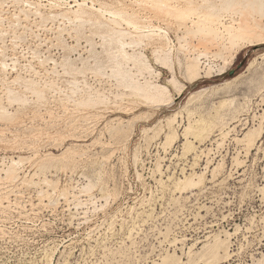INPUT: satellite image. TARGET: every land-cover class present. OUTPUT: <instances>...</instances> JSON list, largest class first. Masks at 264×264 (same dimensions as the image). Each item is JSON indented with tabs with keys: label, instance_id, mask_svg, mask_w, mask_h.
Instances as JSON below:
<instances>
[{
	"label": "rangeland",
	"instance_id": "374dc122",
	"mask_svg": "<svg viewBox=\"0 0 264 264\" xmlns=\"http://www.w3.org/2000/svg\"><path fill=\"white\" fill-rule=\"evenodd\" d=\"M223 2L0 0V107L6 106L3 110L8 111L7 117L12 121H0V264H171L174 259L177 261L172 264L179 263V259L184 261L181 264H264V118H261L264 88L259 91L264 85V32L253 38L254 42L238 40L239 53L226 64L236 23L243 17L237 8L244 4L234 2L229 7L232 9L236 4L237 8L233 10V6L229 11ZM214 9L216 17L212 18ZM134 25L142 30L156 29V33L145 36L148 30L144 34L140 29L136 31ZM227 25L233 28L231 32ZM209 26L217 30L214 36L217 34L219 38L207 39ZM202 30L207 33L204 35ZM121 31L127 37L122 38V33L119 36ZM139 33L144 35L143 39ZM118 38L125 42L132 40L131 43L139 41L126 45L127 50L137 55L144 53L138 56L146 55L162 74L157 78L155 71L152 76L144 72L140 73L142 77L132 63L122 62ZM154 49H161L163 57L164 54L171 57L179 80L187 84L186 90L182 96L173 90L175 99L169 105L130 104L134 96L121 82L122 77L116 76L123 67L132 69L142 83L147 75V80L162 83L171 76L167 64L165 67L156 62ZM224 50L228 52L222 53ZM200 52H207L202 55V62H210L217 68L225 66L227 71L193 83L185 80L180 62L190 54L199 56ZM254 57L259 58L258 65L228 84L245 72ZM244 63L247 64L242 66ZM36 87H40L39 93ZM202 88H207V92L200 101L186 106L190 94ZM37 93L41 96H36ZM118 93L122 97L114 96ZM228 99L234 100L233 104L222 102ZM92 102L100 105L95 107ZM79 103L87 105L82 108ZM233 107H237L241 118L247 117L248 129L236 123L229 137L221 139L217 134L222 125L215 127L213 140L209 138L201 146L213 150L207 149L208 156L203 154L195 168L198 174L206 172L205 182L194 190L175 191L169 176L181 177L184 166L191 172L193 155L183 154L184 129L190 120L200 117L219 120L221 116L233 128L235 120L231 118L236 110ZM176 113L173 124L180 136L171 149H166L163 143L168 119ZM120 116L127 120L122 123L124 128L134 127V131L131 128L130 134L127 130L125 133L129 135L122 134L124 137L119 134L116 137H120L119 141L112 139L115 137L113 133L110 136L112 128L110 132L107 128L110 120ZM261 121L262 137L248 153L245 145L233 138H242L252 125L259 127ZM130 123L133 124L129 126ZM160 128L164 131L159 132ZM68 146H73L72 150L80 147L77 156L68 154L63 160H55L54 165L49 162L46 167L40 166L41 169L35 162L37 159L40 162L42 155V163H46L44 154H60ZM71 157L78 161L71 162ZM207 157L212 160L209 162ZM236 157L242 165L236 163ZM11 159L25 162L16 165L20 170H16L14 179L5 173L13 163ZM159 162L163 174L157 169ZM218 240L227 249L222 245L217 254L211 252V245ZM207 251L210 253L205 254V259L203 254ZM214 255L218 257L213 261Z\"/></svg>",
	"mask_w": 264,
	"mask_h": 264
},
{
	"label": "bare ground",
	"instance_id": "6f19581e",
	"mask_svg": "<svg viewBox=\"0 0 264 264\" xmlns=\"http://www.w3.org/2000/svg\"><path fill=\"white\" fill-rule=\"evenodd\" d=\"M205 1V0H204ZM207 1V0H206ZM210 0H208V2H209ZM245 0H224V2H223V4L224 5H226L227 7H228V10H229V8L231 9V7H229V6H231L232 5V3H234V2H239V4L238 5H240V4H244L243 6H239L238 8L235 6V5H233L234 6V9H233V6H232V9L233 10H235V8H237L238 9V11H240V12H242L241 14H243V17H242V19L239 21V22H237L236 24H238V27L237 28H235L234 29V31L235 32H233L234 34H233V39H232V47H230L231 49H230V51H229V49H228V47H226L227 48V50L229 51V57L225 60V62H226V64H228V63H231L232 61H234L235 60V58H236V56H237V53H239V45H238V40H240V39H242V38H244V39H247V41L248 42H254L255 40H253V38H255L256 39V37H260V35H261V32H264V21H263V19H264V0H246L245 2H244ZM207 3V2H206ZM86 4V3H85ZM84 4V5H85ZM80 5V4H79ZM81 5H82V3H81ZM202 5V4H201ZM207 5V4H206ZM206 5H204V6H206ZM87 6V5H86ZM90 6V5H89ZM88 6V7H89ZM209 6V5H208ZM223 6V5H222ZM91 7L92 6H90V9H91ZM226 7V8H227ZM80 9H81V7H79ZM83 9H84V7H82ZM197 8H199V7H197ZM225 8V7H224ZM78 9V8H77ZM171 9V8H170ZM192 9H193V7H192ZM231 9V10H232ZM228 10H226V11H228ZM231 10H229V11H231ZM244 10V11H243ZM86 10H83V12H85ZM98 11H99V9H98ZM213 12H211V14H210V16H213L212 18H215L216 17V14H215V11H217V9L215 10H212ZM81 12H82V10H81ZM101 12V11H100ZM109 12V11H108ZM199 12V11H198ZM235 12V11H234ZM117 15H119V13L117 14ZM208 15H209V13H208ZM214 15H215V17H214ZM120 16V15H119ZM207 16V15H206ZM220 16V15H219ZM116 17V16H115ZM121 17V16H120ZM119 17V18H120ZM80 18H82V17H80ZM79 18V19H80ZM222 17L220 16V19H221ZM115 19H117V18H115ZM123 19V18H122ZM114 20V19H113ZM125 20V19H124ZM216 20V19H215ZM222 20V19H221ZM115 21V20H114ZM117 21V20H116ZM126 21V20H125ZM217 21H219V19H217ZM215 22V21H214ZM220 22V21H219ZM129 23V22H128ZM216 23V22H215ZM218 23V22H217ZM130 24V23H129ZM211 24H213V21H212V23ZM223 24V23H222ZM225 24V23H224ZM228 24V23H227ZM131 25V24H130ZM218 25V24H217ZM133 26V25H132ZM219 26V25H218ZM221 27V26H220ZM134 28L136 29V31H138V29H140V27L138 26V25H134ZM155 28H157V27H155ZM208 29V31H209V34H208V36L209 37H207V39L209 38V39H212V41H213V39L215 38H219V36L216 34L215 36H214V33L217 31V30H215L212 26H209V27H207ZM162 29V28H161ZM160 29V30H161ZM225 29V28H224ZM228 31H230L231 32V30H233V28L231 27V26H228L227 25V28H226ZM142 32H144V31H146V30H148V29H146V30H142V29H140ZM139 30V31H140ZM200 30V29H199ZM156 29H154V30H148V32H149V34H145V32H144V34H145V36H149V35H151V34H155L156 32ZM162 31V30H161ZM206 31V30H205ZM116 32V31H115ZM119 32V31H118ZM125 32V31H124ZM124 32L123 31H121L120 33H119V36H120V34H121V36L122 35H124ZM202 32L204 33V35L207 33V31H206V33L202 30ZM229 32V33H230ZM216 33H218V32H216ZM221 33V32H220ZM226 33V32H225ZM131 34V33H130ZM130 34H129V36H130ZM140 34V36H141V33H139ZM139 34H138V36H139ZM143 34V33H142ZM164 36H166L167 37V32H165V30H164ZM222 34V33H221ZM135 35V34H134ZM136 35H137V33H136ZM227 35V34H226ZM126 35H124V36H122V38L123 37H125ZM139 36V37H140ZM144 36V35H143ZM143 36H141L142 37V39H143ZM225 36V35H224ZM230 36H232V35H230ZM263 36V35H262ZM261 36V37H262ZM127 37V36H126ZM183 37V36H182ZM205 37V36H204ZM203 37V38H204ZM120 39V38H118V39H120L118 42H119V44H120V46H119V52H118V54H120V56H121V58H123V61L122 62H124L125 61V63L127 62V63H132L134 66L133 67H137L138 69V71H137V73H139L138 75H141V74H143L144 72H148L149 73V75H151L152 76V74L154 73L153 71H155L157 74H156V77L158 76V74H160L161 72L160 71H156L155 70V68L153 67V65L149 62V60L147 59V58H145V57H147L146 55L145 56H138V55H144V53L142 54V53H140V54H135V53H130L128 50H127V46L126 45H131L132 43H131V41L130 42H125L123 39ZM130 38V37H129ZM147 38V37H146ZM225 38V37H224ZM127 39V38H126ZM148 39V38H147ZM206 39V40H207ZM208 39V40H209ZM133 41H134V39H133ZM142 41V40H141ZM144 41V40H143ZM142 41V42H143ZM209 41H211V40H209ZM216 41V40H215ZM244 41V40H243ZM137 42H139V41H137ZM137 42H134L133 44H135V43H137ZM217 42H218V40H217ZM240 43V42H239ZM143 44H145V42L143 43ZM254 44H256V43H254ZM132 46V45H131ZM130 46V47H131ZM133 46H135V45H133ZM171 46V45H170ZM225 46V45H224ZM241 46V45H240ZM225 48V47H224ZM161 50V49H160ZM160 50H158V49H156V51H155V49H154V51L156 52L155 54H156V62L157 61H159V62H161V64L163 63V65L162 66H165L166 67V64H167V66H169V68L168 69H170V71H171V76L166 80V82L165 83H162V82H152L151 80H147V76L145 77L146 78V80L145 79H143V80H145V82L144 83H142V82H140L139 81V79H138V77L136 76L135 77V73H133L131 70H126V68L125 67H123V68H125V71H127V72H125L124 70H123V68L120 66V64L118 65L119 67V69H121L122 68V71H121V73H120V71H119V75L118 74H116V76H119V78L120 77H122V80H121V82L123 83V85L125 86V87H127V88H130V90H129V92L131 91V95H133L134 97L130 100L132 103H130V104H134L135 105V103H133V102H137L136 103V105H139V104H147V105H150V106H152V105H157V106H162V105H169V104H171L172 102H174V99H175V97H174V95H173V90L176 92V95L177 96H182L183 95V93L185 92V90H186V87H187V84L185 83V82H182V81H180L179 80V78H178V76H177V69H176V67H175V65H174V63H173V61L171 60V57L170 56H166L165 54H164V56L165 57H163L162 56V54H161V52H160ZM227 50H224L222 53H224L225 51L226 52H228ZM169 51V50H168ZM171 51V50H170ZM202 51V50H201ZM218 51V50H217ZM165 52V51H164ZM154 53V52H153ZM166 53V52H165ZM210 53V52H209ZM207 54V52H203V53H201L200 52V54H199V56H188V57H185L186 59H184V61L183 62H180V73H182V76L185 78V80H187L188 82H190V83H193V82H195V81H198V80H200V79H202V78H213V77H215L216 75H221V74H224L227 70H226V67L225 66H222V67H219V68H217V66L215 67L212 63H204V62H202L201 61V57H202V55H206ZM194 55V54H193ZM198 55V54H197ZM210 55V54H209ZM144 57V58H143ZM179 57V56H178ZM181 58V57H180ZM207 59V58H206ZM209 59H210V57H209ZM258 57H254L251 61H250V63H249V65H248V67H247V69L245 70V72H243V73H240L239 75H237L236 77H234V78H232L230 81H228V84H230V83H233V82H236L237 80H239L243 75H245L247 72H249V71H252L257 65H258V63H259V61H258ZM122 60V59H121ZM181 59H179V61H180ZM204 60V59H203ZM158 62V63H159ZM117 63H119V62H117ZM164 63H165V65H164ZM123 63H121V65H122ZM215 64V63H214ZM179 65V64H178ZM116 66H117V64H116ZM6 67V66H5ZM121 67V68H120ZM128 68V67H127ZM131 68V67H130ZM217 68V69H216ZM227 69H228V66H227ZM114 70V69H113ZM115 70H118V69H115ZM124 71V73H123V75H121L122 74V72ZM38 72V71H37ZM115 72H117V71H115ZM153 72V73H152ZM141 73V74H140ZM19 74V73H18ZM162 74V73H161ZM160 74V75H161ZM137 75V74H136ZM144 75H146V73L144 74ZM142 76V75H141ZM143 77V76H142ZM155 77V76H154ZM155 77V78H156ZM158 78V77H157ZM160 78V77H159ZM141 80V79H140ZM157 80V79H156ZM159 80V79H158ZM157 80V81H158ZM16 81V80H15ZM36 81V80H35ZM43 81V80H42ZM120 82V81H119ZM120 82V83H121ZM46 86V85H45ZM123 87V86H122ZM125 87H123V89L125 88ZM37 88H39V89H37ZM48 88V87H47ZM263 88H264V85H262L261 87H260V89H259V91L262 89L263 90ZM36 89L38 90V91H36ZM36 89H35V91L36 92H38L39 93V90H40V87H36ZM42 89V88H41ZM43 89H44V87H43ZM49 89V88H48ZM33 90V89H32ZM45 90V89H44ZM47 90V89H46ZM75 90V89H74ZM73 90V91H74ZM126 90V89H125ZM41 91V90H40ZM127 91V90H126ZM126 91H125V94H126ZM207 92V88H202V89H198V90H196V91H193L191 94H190V96H189V98H188V100H187V102H186V106H188L189 107V105H192V104H194V103H196V102H199L200 101V99L203 97V95H204V93H206ZM44 92V91H43ZM55 92V91H54ZM37 93V95L36 96H41V95H39ZM40 94H42L41 92H40ZM45 94V93H44ZM43 94V95H44ZM90 94V93H89ZM99 94V93H98ZM120 93H118V95H114V96H116V98H119L118 96H121V95H119ZM121 94H123L124 96H125V94L124 93H122L121 92ZM91 95V94H90ZM90 95H89V98H88V100H90ZM93 95V94H92ZM91 95V96H92ZM104 95V94H103ZM126 95H128V94H126ZM131 95H128L129 97L131 96ZM96 96L98 97V95L96 94ZM101 96H102V94H101ZM124 96H123V98H124ZM86 97H88V96H86ZM86 97L85 98H83L82 100H85L86 99ZM93 97V96H92ZM95 97V96H94ZM96 97V98H97ZM107 97V96H106ZM122 97V96H121ZM120 97V98H121ZM129 97H127L126 96V98H129ZM38 98H40V97H38ZM95 98V99H96ZM100 98V97H99ZM98 98V99H99ZM103 98V97H102ZM115 98V97H114ZM115 98V99H116ZM8 99H10V97H8ZM12 99V98H11ZM10 99V100H11ZM15 99V98H14ZM13 99V100H14ZM101 99V98H100ZM110 99V98H109ZM109 99H108V103H110L109 102ZM130 99V98H129ZM233 99H235V98H233ZM10 100H8V101H10ZM17 100L19 101H23V100H21V98L20 99H18L17 98ZM17 100H15V101H17ZM81 100V101H82ZM87 100V101H88ZM103 100H105L104 98L102 99V101H101V103H102V105H103ZM231 99H228V101H226V100H223L222 102H224V103H229V101H230ZM263 102H264V95L262 94V99H261ZM3 101V100H2ZM27 101V100H26ZM26 101H25V103H26ZM73 101H76L75 99L73 100ZM80 101V99L78 100V102ZM107 101V100H106ZM117 101V100H116ZM129 101V100H128ZM234 101V100H233ZM232 101V102H233ZM1 102V101H0ZM12 102V101H11ZM14 102V101H13ZM28 102V101H27ZM41 102V101H40ZM77 102V103H78ZM84 102V101H83ZM82 102V103H83ZM121 102H122V100H121ZM202 102V101H201ZM231 102V101H230ZM231 102V103H232ZM2 103V102H1ZM19 103V102H18ZM80 104L79 103V106L80 105H82V108L83 107H85V105H87V104H85L84 106H83V104ZM85 103H86V101H85ZM93 103V104H92ZM91 104L92 105H95V107H98V104H95L96 102H92ZM104 103H106V102H104ZM119 104H120V102H118ZM129 103V102H128ZM221 103V102H220ZM9 104H10V102H9ZM90 104V102L88 103V105ZM233 104V103H232ZM232 104H231V106H232ZM100 105V104H99ZM105 105V104H104ZM221 105H222V103H221ZM221 105H220V107H221ZM224 106H225V104H223ZM222 105V106H223ZM230 105V104H229ZM243 106H245L244 104H242ZM241 105V106H242ZM264 105V104H263ZM0 106H2V105H0ZM91 106V105H90ZM107 106V105H106ZM115 106V105H114ZM118 107H119V105H117ZM185 106V107H186ZM4 108L6 107V106H3ZM77 107V106H76ZM87 107V106H86ZM94 107V108H95ZM108 107V106H107ZM120 107H121V105H120ZM119 107V108H120ZM125 107V106H124ZM227 107V106H226ZM238 107V106H237ZM236 107V108H237ZM1 108V107H0ZM4 108H1L0 109V111H3V113L2 112H0V121L1 120H3V122L5 123V121L6 120H10L11 121V119L10 118H8L7 117V115H8V111L7 110H3ZM90 108H93V107H90ZM222 108V107H221ZM225 108V107H224ZM230 108V107H229ZM236 108H234L233 107V109H236ZM240 109L239 110H243V108L241 109V107H239ZM6 109V108H5ZM8 109V108H7ZM134 109V107L133 108H130L129 109V111H132ZM227 109H228V107H227ZM226 109V110H227ZM246 109V108H245ZM245 109H244V111H245ZM225 110V109H224ZM229 110V109H228ZM231 110H232V108H231ZM263 110V114H262V117L261 118H264V109H262ZM10 111V110H9ZM122 111V110H121ZM218 111H219V109H218ZM230 111V110H229ZM234 111V110H233ZM5 112H7L6 114H4ZM125 112V111H124ZM13 113V112H12ZM11 112H10V114H12ZM228 114L230 113V112H227ZM226 113V114H227ZM177 114L178 113H176V114H174V116H173V118H169L168 119V123H167V125H168V129H167V131H166V135H165V141H164V143H163V147H165L166 149H167V147H170V146H172L175 142H177V140L179 139V134H178V132H177V129L174 127V121H175V119H176V117H177ZM225 114V113H224ZM225 114V115H226ZM97 115V114H96ZM218 115H221L220 113H218ZM218 115H216V116H218ZM230 115H231V113H230ZM229 115V116H230ZM6 116V117H5ZM12 116V115H11ZM90 116V115H89ZM92 116V115H91ZM93 116H95V115H93ZM98 116H100V117H102L101 116V114L100 115H98ZM222 116H224L223 114H222ZM255 116V115H254ZM86 118H87V116H85ZM139 117V116H138ZM257 117V116H256ZM20 118V117H19ZM80 118H83V117H79L78 119H80ZM211 118V117H210ZM217 118L218 117H216L214 120L211 118V120L209 119H207L206 120V118H203V117H200L199 119H194V120H190V122H189V125L184 129L185 131H184V135H185V138H186V141L184 142V144H183V148L185 149H183V151H184V156L185 155H188V154H192L191 156H192V161H191V164H190V167H191V172L189 171L188 172V168H186V166H184V167H182L181 168V174H182V176L181 177H177V176H175V174H173L172 176H169V179H172V182H173V188H174V190L176 191H178V192H180L179 190H181V191H183L184 189H187V190H189V189H192L193 188V190L195 189L194 187H196V186H199V184L200 183H203V182H205L204 180H206L205 179V173L206 172H202V173H200V174H198V172L196 171V166L197 165H199L200 164V160L202 159V155L204 154V155H206V156H208V154H209V152L211 151V150H213V149H211V148H207L208 150H209V152H208V154H206L207 152H206V148H202L201 146L202 145H204L205 143V141L207 140V139H209V138H211L212 139V137H211V135H212V132L214 131L213 129L216 127V129L218 128L217 126L218 125H222V128H220V133L219 134H217L218 136L220 135V137H221V139L222 138H226L227 136H228V134L230 133V131L231 130H233V129H235L236 128V126H237V124H241V125H243L244 126V128L246 129H248V120H247V117L246 118H241L240 117V115H239V111H238V109H236L235 111H234V113H233V116H232V118L231 119H234L235 121V125H234V127L233 128H231V127H229V123L227 122V120H225L223 117L221 118V116H220V119L219 120H217ZM15 119V118H14ZM18 119V118H17ZM230 119V118H229ZM13 120V119H12ZM129 120V119H128ZM131 120V119H130ZM129 120V121H130ZM132 120H133V118H132ZM9 121V122H10ZM110 121H112V123L110 124V126L107 128L108 129V131L112 128V132H110V136H112L111 135V133H113V136L112 137H114V135H115V137L114 138H112L113 140H119V138H116V137H118V135L119 134H128L129 135V133H125V132H127V130H129L130 131V129L132 128H134V127H131V128H124V124L122 125V123L124 122L125 123V121H127V120H125L124 121V119H122V117L120 116V118H117V117H115V118H113L112 120H110ZM113 121H116V122H113ZM12 122V121H11ZM77 122V121H76ZM79 122V121H78ZM95 122V121H94ZM135 121H133V123H134ZM229 122H230V120H229ZM15 123V122H14ZM128 123V122H127ZM126 123V124H127ZM133 123H130V125L129 126H131V124H133ZM237 123V124H236ZM78 124V123H77ZM82 124H84V123H82ZM129 124V123H128ZM85 125V124H84ZM258 125V124H257ZM123 126V127H122ZM126 126H128V125H126ZM133 126V125H132ZM250 126V125H249ZM259 127H254V125H252V128L250 129L249 128V130L243 135V137L242 138H239L238 136H236L235 138H233V139H236V141H240V143L242 142L244 145H245V147H246V149H247V151H248V153H249V151H251L252 149H254V146L256 145V143H257V141H258V139L260 138V136H261V134H262V127H263V125H262V121L261 122H259V125H258ZM262 126V127H261ZM73 127V126H72ZM5 128V127H4ZM45 128V127H44ZM53 128V127H52ZM51 128V129H52ZM3 129V128H2ZM38 129H40V128H38ZM50 129V128H49ZM123 129L124 130H126V131H124L123 132ZM156 129V128H155ZM215 129V130H216ZM60 130V129H59ZM157 130H159V129H157ZM49 131V130H48ZM128 131V132H129ZM133 131H134V129H133ZM132 131V132H133ZM161 131H164L163 130V128H160V131L159 132H161ZM64 132V131H63ZM123 132V133H122ZM132 132L130 131V134H132ZM1 133V132H0ZM3 133V132H2ZM37 133V132H36ZM102 133V132H101ZM61 134H62V132H61ZM65 134V133H64ZM72 134V133H71ZM157 134V133H156ZM70 135V134H69ZM87 135V134H86ZM117 135V136H116ZM128 135H125L126 136V138L128 137ZM183 135V136H184ZM35 136V135H34ZM82 136V135H81ZM120 136V135H119ZM123 136V135H122ZM79 137V136H78ZM124 137V136H123ZM130 137V136H129ZM195 138V141H193L191 138ZM229 137V136H228ZM262 137V136H261ZM14 138V137H13ZM16 138H17V136H16ZM80 138V137H79ZM116 138V139H115ZM125 139V138H124ZM218 139V138H217ZM58 140V139H57ZM98 140H99V138H98ZM121 140V139H120ZM119 140V141H120ZM213 140V139H212ZM260 140V139H259ZM12 141V140H11ZM101 141V140H100ZM225 141V140H224ZM110 142V141H109ZM217 142V141H216ZM101 143V142H100ZM117 143V142H116ZM204 143V144H203ZM222 143H224L223 142V140H222ZM56 144V143H55ZM58 144V143H57ZM56 144V145H57ZM60 144V143H59ZM58 144V145H59ZM95 144V143H94ZM102 144V143H101ZM218 144V143H217ZM219 144H221L220 142H219ZM218 144V145H219ZM103 145V144H102ZM108 145V144H107ZM5 147H6V145H4ZM40 146V145H39ZM80 146V145H79ZM78 146V149H80V147ZM109 146V145H108ZM110 146H111V144H110ZM223 146V145H222ZM4 147V148H5ZM9 147V146H8ZM11 147V146H10ZM14 147V146H13ZM55 147V146H54ZM72 148H73V146H71ZM69 148V146L67 147L68 149L66 150V151H63V152H61L60 154H54L53 152H47L46 154H44L45 155V157L47 158V161L48 162H46V163H42V155H41V157H39L40 158V162L38 161V159L37 160H35V162L37 163V165H38V167L40 168V166L42 167V165H44L45 167H46V165H48L49 164V162H51L53 165L54 164H56L55 162H57V161H55V160H63V158L64 157H66V156H68V154H71V155H76L77 156V153H78V149H73L72 150V148ZM76 147V146H75ZM208 147V146H207ZM82 148V147H81ZM84 148V147H83ZM85 149V148H84ZM115 149V148H114ZM166 149H164V150H166ZM170 149H171V147H170ZM86 150V149H85ZM85 150H83V151H85ZM81 151H82V149H81ZM80 151V153H82ZM88 151V150H87ZM115 151V150H114ZM39 152V151H38ZM86 152V151H85ZM167 152V151H166ZM87 153V152H86ZM109 153H111V152H109ZM114 153V152H113ZM212 153V152H211ZM36 154V153H35ZM38 154V153H37ZM137 155H138V153H136ZM80 155V154H79ZM78 155V157H80L81 158V156H79ZM82 156H83V153L81 154ZM108 155V154H107ZM70 156V155H69ZM75 156V157H76ZM205 156V157H206ZM210 156V155H209ZM238 156V155H237ZM10 157V156H9ZM22 157V156H21ZM36 157V156H35ZM34 157V158H35ZM45 157L43 158V159H45ZM75 157H73L74 159H75ZM109 157H111V155H109ZM135 157V156H134ZM204 157V156H203ZM19 158H20V156H19ZM22 158H24V157H22ZM22 158H20V159H22ZM30 159H31V157H29ZM77 158V157H76ZM104 158H106V157H104ZM234 158V157H233ZM13 159V158H12ZM11 159V160H12ZM19 159V161H22V160H20ZM33 159V158H32ZM65 159V158H64ZM68 159H70V157L68 158ZM68 159H66L67 161H68ZM71 159H72V157H71ZM78 159V158H77ZM108 159V158H107ZM137 159V158H136ZM160 159H161V157H160ZM163 159V158H162ZM207 159H209L208 157H207ZM210 160H212V159H209V162H210ZM236 163H238L239 165H242V164H240L241 163V161L239 160V157H236ZM2 161V160H1ZM13 161V163H11V165L9 166V167H7L6 169L7 170H5V173H6V175H8V176H10V178L12 177L13 179L16 177L15 176V173H16V170H18V169H16V167L21 163H19V161L17 160H12ZM23 161H25V160H23ZM27 161H29V160H27ZM46 161V160H45ZM71 162L72 161H74L73 159L72 160H70ZM67 162V163H71V162ZM76 161V160H75ZM75 161H74V163H75ZM78 161V160H77ZM76 161V162H77ZM235 161V160H234ZM31 162V161H30ZM29 162V163H30ZM34 162V163H35ZM44 162V161H43ZM54 162V163H53ZM64 162V161H63ZM207 162H208V160H207ZM223 162H224V160H223ZM4 163V162H3ZM19 163V164H18ZM22 163H25V162H22ZM22 163H21V166H22ZM35 163V164H36ZM50 163V164H51ZM61 164V168H62V161L60 162ZM65 163V162H64ZM9 164V163H8ZM34 164V165H35ZM52 164H51V166H52ZM58 164H59V162H58ZM57 164V165H58ZM69 164H68V166H69ZM207 164H209V163H207ZM237 164V165H238ZM17 165V166H16ZM36 165V166H37ZM65 165H67V164H65ZM221 165V168L223 167V165H222V163L220 164ZM219 164H218V166H220ZM6 166H7V163H6ZM20 166V165H19ZM157 166H158V170L163 174V171H162V164L159 162L158 164H157ZM206 166H209V165H206ZM216 166V165H215ZM3 167V166H2ZM32 167V166H31ZM198 167V166H197ZM19 168V167H18ZM44 168V167H43ZM63 168H65L64 167V165H63ZM1 169V168H0ZM4 169H5V166H4V168H3V172H4ZM41 169V168H40ZM39 169V170H40ZM20 170V169H19ZM18 170V171H19ZM45 170V169H44ZM208 170V169H207ZM220 170V169H219ZM2 172V173H3ZM1 173V172H0ZM19 173V172H18ZM17 173V174H18ZM214 173V172H213ZM217 173V172H216ZM37 174V173H36ZM39 174V173H38ZM1 176V175H0ZM14 176V177H13ZM32 176V175H31ZM35 176V175H34ZM7 178V177H6ZM9 178V177H8ZM9 178V179H10ZM31 178V177H30ZM213 178V177H212ZM1 179V178H0ZM4 179H5V177H4ZM12 180V179H11ZM23 180V179H22ZM25 180V179H24ZM16 181V180H15ZM162 183H164L165 181H163V180H160ZM7 182V181H6ZM39 182H41V181H39ZM47 182V181H46ZM49 182V181H48ZM52 182V181H51ZM50 182V183H51ZM1 183V182H0ZM25 183V182H24ZM43 183V182H42ZM28 184V183H27ZM36 184V183H35ZM55 184V183H54ZM166 184V183H165ZM87 185V184H86ZM86 185H85V187H86ZM201 186V185H200ZM5 188V187H4ZM87 188V187H86ZM85 188V189H86ZM189 188V189H188ZM53 189V188H52ZM57 189V188H56ZM88 189V188H87ZM65 190V189H64ZM201 190V189H200ZM86 191V190H85ZM90 191V190H89ZM105 191V190H104ZM174 191V192H175ZM186 191V190H185ZM184 191V192H185ZM42 193V192H41ZM41 193H39V194H41ZM63 193V192H62ZM89 193V192H88ZM107 193V192H106ZM182 193V192H181ZM55 194V193H54ZM53 194V195H54ZM2 195V194H1ZM49 196V195H48ZM66 197V196H65ZM53 198V197H52ZM66 198H68V197H66ZM50 199V198H49ZM51 201V200H50ZM55 201H57V199L55 200ZM52 202V201H51ZM54 203V202H53ZM58 203V202H57ZM52 204V203H51ZM55 204H56V202H55ZM57 205V204H56ZM227 232V231H226ZM229 235H227V236H230V233H228ZM216 235V234H215ZM215 235H213L214 237H215ZM219 235V234H218ZM217 235V236H218ZM216 236V237H217ZM222 236V235H221ZM220 236V237H221ZM226 236V237H227ZM223 237V236H222ZM221 237V238H222ZM218 238V237H217ZM218 239H220V238H218ZM229 239V238H228ZM213 240V239H212ZM215 240V239H214ZM217 240V239H216ZM212 242V241H211ZM214 243V242H213ZM211 243H209V245H210ZM207 245V244H206ZM209 245H208V248H209ZM223 245V244H222ZM221 245V242H220V240H218L213 246L211 245V252H213V253H216L217 251H219V249H221L220 247L222 246ZM224 245H225V243H224ZM224 245H223V247L222 248H224ZM227 245H228V242H227ZM229 247V246H228ZM204 248V247H203ZM205 248H206V246H205ZM225 250L227 249V248H224ZM203 250V249H202ZM210 250V249H209ZM194 251V250H193ZM228 251V250H227ZM191 251H189V253H190ZM222 252H224V251H222ZM193 253V252H192ZM209 253H210V251H209ZM209 253H208V251H207V253H204L203 255H205V254H208V256H209ZM220 253V252H219ZM225 253V252H224ZM191 254V253H190ZM198 254V253H197ZM217 254H218V252H217ZM222 254V253H221ZM228 254V253H227ZM172 255V254H171ZM193 255V254H192ZM202 255V254H201ZM216 255V254H215ZM214 255V257L212 256V258H211V260H213V259H215V257H218V255L217 256H215ZM223 255L227 258V255H225V254H222L221 256L223 257ZM190 256L191 255H189L188 257L190 258ZM229 256V255H228ZM163 257V256H162ZM166 256H164V258H165ZM172 257V256H171ZM224 257V259H226ZM163 258V259H164ZM192 258V257H191ZM190 258V259H191ZM220 258V257H219ZM170 259H172V258H170L169 257V260ZM174 259V258H173ZM189 259V260H190ZM200 259H202V258H200ZM205 259H206V255H205ZM221 259V258H220ZM166 261H168L167 259H165ZM175 260V259H174ZM173 260V261H174ZM209 260V259H208ZM207 260V261H208ZM210 260V261H211ZM218 260V259H217ZM216 260V261H217ZM223 260V259H222ZM172 261V263H174ZM175 261H177V260H175ZM181 261H183V260H180L179 259V263L181 264ZM192 261V260H191ZM196 261H198V260H196ZM214 261V260H213ZM163 262V261H162ZM184 262V261H183ZM209 262V261H208ZM168 263V262H167ZM171 263V262H170ZM171 263V264H172ZM178 262H177V264H179ZM187 263V262H186ZM186 263H184V264H186ZM163 264V263H162ZM183 264V263H182ZM188 264H190V262L188 263Z\"/></svg>",
	"mask_w": 264,
	"mask_h": 264
},
{
	"label": "trees",
	"instance_id": "16d2710c",
	"mask_svg": "<svg viewBox=\"0 0 264 264\" xmlns=\"http://www.w3.org/2000/svg\"><path fill=\"white\" fill-rule=\"evenodd\" d=\"M247 64V63H246ZM245 63L244 64H242V66H244V65H246Z\"/></svg>",
	"mask_w": 264,
	"mask_h": 264
},
{
	"label": "water",
	"instance_id": "95a60500",
	"mask_svg": "<svg viewBox=\"0 0 264 264\" xmlns=\"http://www.w3.org/2000/svg\"><path fill=\"white\" fill-rule=\"evenodd\" d=\"M231 72H233V71H231Z\"/></svg>",
	"mask_w": 264,
	"mask_h": 264
}]
</instances>
